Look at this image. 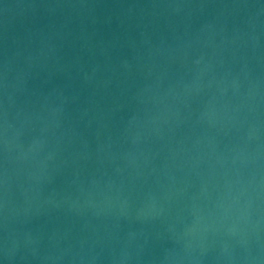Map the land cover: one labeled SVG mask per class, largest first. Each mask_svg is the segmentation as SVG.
Here are the masks:
<instances>
[{"label":"water","instance_id":"95a60500","mask_svg":"<svg viewBox=\"0 0 264 264\" xmlns=\"http://www.w3.org/2000/svg\"><path fill=\"white\" fill-rule=\"evenodd\" d=\"M0 264H264V0H0Z\"/></svg>","mask_w":264,"mask_h":264}]
</instances>
